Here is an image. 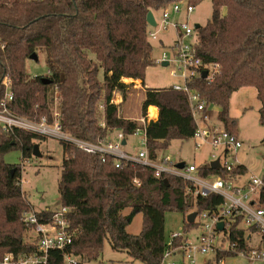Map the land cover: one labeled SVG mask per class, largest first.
<instances>
[{
  "label": "trees",
  "instance_id": "16d2710c",
  "mask_svg": "<svg viewBox=\"0 0 264 264\" xmlns=\"http://www.w3.org/2000/svg\"><path fill=\"white\" fill-rule=\"evenodd\" d=\"M202 1L0 0V108L10 82L13 99L8 106L14 114L35 121L45 118L50 123L58 119L73 136L92 142L115 129L126 139L143 128L149 156L157 158L171 141L192 138L196 122L183 90L145 85L146 68L153 63L147 14L175 2L196 6ZM211 2V18L196 29V53L204 63H214L217 68L206 78L196 76L189 86L205 100L206 112L213 114V107L218 108V125L236 136L237 120L229 112L231 97L243 87H254L264 129V0ZM33 53L38 60L44 53L48 66L45 76L51 83L43 81L42 75H29L27 63ZM126 78L143 82L142 117L147 119L148 107L155 105L159 111L156 120H147L143 126L121 116L113 94L120 91L122 100L126 99L134 85L125 82ZM45 138L21 129L8 134L0 124V264L7 253L15 257L42 254L34 226L23 218L33 206L22 194V166L6 162L4 155L20 149L23 158H31L35 141ZM261 141L264 144V135ZM61 143L65 157L58 188L61 205L68 208L65 218L73 237L64 249L49 251L47 264H72L68 256L80 257L76 264L99 259L106 239L114 250L126 251L134 260L160 264L170 240L165 233L167 211L186 214L197 207V215L204 211L211 214L224 202L218 194L194 197L186 191L188 182L180 177H156L154 169L133 162L117 166L113 156L102 161L99 154ZM199 169L203 175L247 173L242 163L230 174L207 164H200ZM259 204L264 206V190ZM36 213L47 223L55 211ZM139 213L142 229L132 234L127 227ZM242 222V215H231L225 232L230 240H238L241 248L250 249L249 234L256 229H245ZM184 223V236L175 237V245L196 224L186 218ZM31 231L33 237L28 235ZM214 254L217 263L235 255L225 251Z\"/></svg>",
  "mask_w": 264,
  "mask_h": 264
},
{
  "label": "built area",
  "instance_id": "2783aa9c",
  "mask_svg": "<svg viewBox=\"0 0 264 264\" xmlns=\"http://www.w3.org/2000/svg\"><path fill=\"white\" fill-rule=\"evenodd\" d=\"M183 2H175L171 4L173 13L180 11V4ZM194 9L193 5L186 4V12L190 14ZM161 26L163 29L173 27L178 31V38L175 40L176 53L175 60L178 66L184 72L186 78L185 85H172L176 90H183L187 95L192 106L193 117L196 122V129L193 134L196 149H201L204 146L211 147L214 151L211 153V160H205L202 164L210 166L211 161L219 159L220 167L218 170L230 174L233 169L239 164L236 161L235 154L242 145V140L235 134L221 128L217 124H211V118L208 112L205 111L206 102L200 97V94L189 86V82L196 76H202V71L207 70L208 76L212 75L216 70L217 65L214 63H204L202 58L197 55L198 38L196 28L191 27L188 21L180 23L176 20H171L170 13L167 8L162 10ZM150 25V29H151ZM149 36L157 38L155 32L149 30ZM196 35L195 43H189L186 37ZM163 58H168L166 52L163 53ZM6 97L0 108V124L8 134L14 132L15 129H21L36 133L46 137H54L61 142L70 143L78 148L93 154H99L102 161H105L106 156H113L116 160V165L120 166L123 161L133 162L141 166H148L154 169L156 177L162 175H173L182 178L187 185V193L194 197H208L211 194H218L224 202L222 206L214 210L213 213L202 212L201 217L211 218V224L200 223L204 228L198 236V244L189 242L188 236L175 245L173 239L175 237L184 236L182 232H173L170 235V240L167 249L161 259L160 264H178L175 261L168 260L177 253H181L184 260H188L191 264H196L195 255L197 253L206 254L215 251L231 252L235 255L244 256L250 260H258L264 263V206L259 204L260 195L264 190V177L260 178L255 175H250L249 178L241 182L242 176H224L220 172L203 175L200 172L197 163H186L183 168H178L176 165L180 161H172L168 157L151 158L149 156L147 141L144 139V149L132 154L123 149L125 139L124 133L117 134V141L109 136L102 137L97 142L83 140L73 136L70 131L63 128L58 119L53 123L48 122L45 118L41 121L31 120L27 117L14 114L8 106L9 101L13 99L10 91V82L6 84ZM147 118V117H146ZM144 126L145 117L138 119ZM104 126V123L102 122ZM201 164V165H202ZM135 183H139L137 179ZM68 208L63 206L62 210L55 211L51 222H42L36 211L31 209L23 215L24 220L34 226V232L38 238V247L41 255H29L15 257L12 253H7L2 262L4 264H47L48 253L51 249H64L72 242V233L68 230V221L65 214ZM231 215H242L243 222L241 226L245 229L254 226L255 232L249 234L248 242L251 245L250 249L241 248L238 240H230L229 233L225 232L228 218ZM223 221L224 229L219 230L217 223ZM256 237L257 245L252 244V238ZM224 259L220 260L224 264ZM183 260V262H184ZM67 261L76 264V257H67Z\"/></svg>",
  "mask_w": 264,
  "mask_h": 264
},
{
  "label": "rangeland",
  "instance_id": "374dc122",
  "mask_svg": "<svg viewBox=\"0 0 264 264\" xmlns=\"http://www.w3.org/2000/svg\"><path fill=\"white\" fill-rule=\"evenodd\" d=\"M170 13L171 20L188 24L194 27L195 24L204 25L211 18L212 2L204 0L200 4L194 6L190 14L186 12V2L180 4V11L173 13L172 6L166 7ZM161 11V13H160ZM155 12L157 25L151 27V31L155 32L157 38L149 36L152 44L153 63L146 68L145 85L150 87H170L172 85H185L186 78L183 70L178 66L175 60L176 46L175 40L178 38V31L173 27L163 29L161 26L162 9ZM187 42L195 43L196 35L186 37ZM168 54V58H163V53ZM163 61H168L167 65H163ZM28 73L31 76L42 75L48 73V66L44 53L40 54L39 60L29 59L27 63ZM99 77L102 78V71ZM126 114L129 116H138V110L141 108L143 99V85L135 82L127 91ZM260 101L257 98V92L254 87L247 86L234 92L230 100L229 112L231 116L237 120L238 136L242 140L241 147L235 154L236 161L247 167V173L242 176L241 182L246 181L250 175L264 177V144L262 138L264 129L259 122ZM142 109V108H141ZM214 111H218L213 107ZM216 112L210 114L211 124H219L216 119ZM102 119V117H101ZM139 121V120H138ZM221 127V126H220ZM120 131L115 129L112 133V139L117 141V134ZM144 129L139 128L133 134L126 136V142L123 149L132 154L144 149ZM39 144L41 156L32 155L31 158H23L22 151L15 149L4 155V160L11 164H21V189L23 197L31 203L33 210L40 211L43 209H51L53 211L62 210L59 195V179L61 175L62 164L64 161L63 145L59 139L54 137H46L44 140H36ZM214 150L209 146L196 149L193 138L182 141L175 139L171 141L166 149L159 151V157H168L172 161H184L186 163L202 164L204 159L211 160V153ZM197 207L190 208L189 211H167L165 214V233L169 237L173 232L184 231V219L188 213L197 211ZM128 212V210L126 211ZM202 214V213H201ZM201 214L197 215L195 225H192L188 231V240L191 243L198 244V236L204 232V228L200 223L211 224V218H203ZM132 234L140 233L142 229V214H137L127 227ZM29 237H33L34 233H28ZM235 257V258H234ZM243 257L234 255L225 257L224 261L231 258L236 259ZM196 264H205L208 261L217 263L214 252L206 254L197 253L195 255ZM77 260H81L80 257ZM168 260L175 261L178 264H191L188 260H184L181 253H177ZM184 260V262H183ZM84 264H145L140 260H134L126 251L114 250L110 242L106 239L103 251L99 259L85 261Z\"/></svg>",
  "mask_w": 264,
  "mask_h": 264
},
{
  "label": "crops",
  "instance_id": "0c3cea01",
  "mask_svg": "<svg viewBox=\"0 0 264 264\" xmlns=\"http://www.w3.org/2000/svg\"><path fill=\"white\" fill-rule=\"evenodd\" d=\"M154 13V16H155V12ZM161 13V11H160ZM125 82L127 83H135V82H140L141 84L143 83L141 80H133V79H130V78H126L124 79ZM128 97V96H127ZM126 97V99H127ZM126 99L125 100H122V94L120 91H115L114 94H113V102L117 105L120 106V114L121 116L125 117V118H131V119H134V120H138L142 117V109L140 108V110H138V116H129L128 114H126ZM144 99V97H143ZM143 99L141 101V107H142V102H143ZM216 109H218L216 107ZM216 112V111H215ZM158 115H159V111H158V107L155 106V105H150L147 109V118L148 120H156L158 118ZM113 133V132H112ZM111 133V135H112ZM110 135V138H112V136ZM207 161V159H204L202 162L204 161ZM252 244L253 245H257L258 244V240L256 237H253L252 238ZM233 257V256H232ZM235 258V257H234ZM224 264H264L263 262L261 261H258V260H250L246 257H238L236 259H229L227 261H224Z\"/></svg>",
  "mask_w": 264,
  "mask_h": 264
},
{
  "label": "water",
  "instance_id": "95a60500",
  "mask_svg": "<svg viewBox=\"0 0 264 264\" xmlns=\"http://www.w3.org/2000/svg\"><path fill=\"white\" fill-rule=\"evenodd\" d=\"M147 22L149 23V25H151L153 27L157 25V21L155 19L153 11H149L148 12V14H147ZM194 26L197 29V28H199L200 24H195ZM30 59L38 60V55L36 53H33L30 56ZM168 63H169L168 61H163L162 64L163 65H167ZM207 76H208V71L207 70H203L202 71V77L206 78ZM42 80L45 81L46 83H51V79L49 77L43 76ZM125 143H126V141L124 140L123 144H125ZM33 155H35V156H41L42 155V153L40 151V148H39V144H37V143H35L34 146H33ZM184 165H185V162L181 161L176 166L178 168H183ZM210 166L213 169H218L220 167L219 159L211 161ZM164 182H167V179H164ZM196 217H197V212L196 211L189 213L187 215V217H186L187 222H189V223L194 222ZM217 227H218L219 230H223L224 229V222L223 221L218 222L217 223Z\"/></svg>",
  "mask_w": 264,
  "mask_h": 264
}]
</instances>
